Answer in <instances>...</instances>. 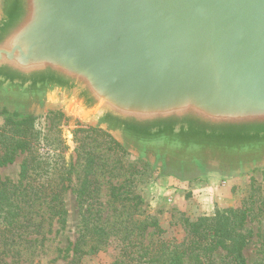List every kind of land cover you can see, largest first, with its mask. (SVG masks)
<instances>
[{
    "label": "water",
    "instance_id": "1",
    "mask_svg": "<svg viewBox=\"0 0 264 264\" xmlns=\"http://www.w3.org/2000/svg\"><path fill=\"white\" fill-rule=\"evenodd\" d=\"M3 110L178 173L264 166V0H0Z\"/></svg>",
    "mask_w": 264,
    "mask_h": 264
},
{
    "label": "rangeland",
    "instance_id": "2",
    "mask_svg": "<svg viewBox=\"0 0 264 264\" xmlns=\"http://www.w3.org/2000/svg\"><path fill=\"white\" fill-rule=\"evenodd\" d=\"M55 112L46 110L36 114L35 129L40 134L33 141L31 153H19L13 162L0 165V183L18 185L29 180L33 193L42 196L22 203L32 213L20 234H10L7 240L0 237V264H114L134 251L142 252L140 248L151 243H155L156 249L159 240L182 241L187 237L184 228L187 217L196 220L213 215L218 209L241 206L243 202L258 206L264 198V166L233 175L217 171L178 173L155 167L133 152L116 151L106 135L83 130L93 126L66 114L56 116ZM3 123L0 116V126ZM89 151L94 152L96 161L95 173L89 176L92 195L96 198L82 203L78 192L86 182ZM30 154L52 162L50 168L57 165V176L61 164L70 169L64 182L63 205L67 211L64 222L50 213L53 203L49 192L55 181L47 182L44 177L35 176L32 169L35 164L29 170L30 178L22 179V163ZM16 190L19 191L18 186ZM88 202L98 210L99 223L106 231L101 237L104 241L97 239L98 235H81L85 232ZM146 218L157 221L165 231L158 234L152 225L140 227ZM245 231L250 235L244 250L246 263L264 264V214H250ZM77 240L81 242V250H90L95 244L99 247L89 253L75 254L72 248ZM225 254L222 249L214 252L218 264Z\"/></svg>",
    "mask_w": 264,
    "mask_h": 264
},
{
    "label": "trees",
    "instance_id": "3",
    "mask_svg": "<svg viewBox=\"0 0 264 264\" xmlns=\"http://www.w3.org/2000/svg\"><path fill=\"white\" fill-rule=\"evenodd\" d=\"M55 115L65 116L62 111H56ZM0 116L4 118V123L0 126V165H7L15 160L17 154L31 153L33 141L39 138L40 133L35 129L36 115H21L17 112L11 113L3 110L0 111ZM84 129L106 135L109 138L111 148L116 151L128 152L105 130L95 127H83ZM93 153L88 152L85 165L86 182L82 184V188L78 192V198L82 203L89 201L88 198H94L89 181L91 178L89 176H93L95 173L96 161ZM50 163L52 162L39 155L30 154L22 163V179L28 180L27 178H30L29 170L35 164L32 168L35 176L44 177L47 182L55 181L49 192L50 202L53 203L50 207V213L52 217L58 216L59 220L64 222L67 212L63 205V191L66 188L64 182L70 169L64 163L61 164L60 174L57 176L56 173L59 168L57 165H52L50 168ZM30 164H32L31 167ZM61 184L62 186L59 187ZM16 186L19 187V191L16 190ZM36 196L42 197L38 193H33V185L29 180L26 183L21 181L18 185L7 182L0 183V237L6 239L10 234L18 235L27 227L32 211L22 203L28 200L34 201ZM250 204L243 202L238 207L218 209L213 215L200 216L196 220L187 217L184 219L187 237L182 241H177L175 238L159 240L156 249L153 248L155 243H151L140 248L142 252L134 251L128 258H118L114 264H218L214 258V252L219 249L226 252L221 264H247L244 250L250 235L245 231V224L250 214H264V198L258 203V206L254 205L253 202ZM87 205L84 216L86 233H81V235L84 237L98 235L99 238L97 237V239L104 241L101 237L106 235V231L103 225L99 223L98 210L93 208L91 202H88ZM151 225L156 228L155 231L158 234L165 231L155 220L149 221L146 218L140 222V227L143 228ZM79 240L75 242L72 248L75 254L89 253L99 247L95 244L90 250H81ZM134 245H137V242Z\"/></svg>",
    "mask_w": 264,
    "mask_h": 264
}]
</instances>
